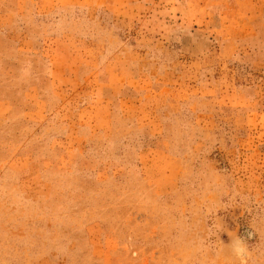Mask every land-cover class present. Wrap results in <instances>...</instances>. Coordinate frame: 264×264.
I'll return each instance as SVG.
<instances>
[{"label": "rangeland", "instance_id": "1", "mask_svg": "<svg viewBox=\"0 0 264 264\" xmlns=\"http://www.w3.org/2000/svg\"><path fill=\"white\" fill-rule=\"evenodd\" d=\"M0 264H264V0H0Z\"/></svg>", "mask_w": 264, "mask_h": 264}]
</instances>
